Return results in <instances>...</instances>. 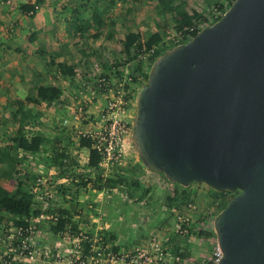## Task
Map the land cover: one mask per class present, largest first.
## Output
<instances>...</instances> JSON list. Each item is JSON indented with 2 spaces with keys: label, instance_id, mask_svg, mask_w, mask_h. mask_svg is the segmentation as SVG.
<instances>
[{
  "label": "rangeland",
  "instance_id": "1",
  "mask_svg": "<svg viewBox=\"0 0 264 264\" xmlns=\"http://www.w3.org/2000/svg\"><path fill=\"white\" fill-rule=\"evenodd\" d=\"M46 1L50 6L59 5V17L67 12L66 5H77L78 8L86 5L87 13L81 12L82 22H88L92 8H97L104 16L107 28H91L87 37H84L85 32L79 34L77 40L74 39L76 52L64 54L66 60L62 63L72 66L75 74L74 80L68 83L69 89L63 90L62 99L51 105L42 103V107L41 102L26 106L31 112L24 128L26 137L39 134L45 136L46 142L36 155L17 153L15 163L0 165V190L10 193L16 180L29 174L32 207L40 216L28 218L30 233L21 238L19 247H15L13 241L21 235L11 227L10 218L2 216L0 264H110L112 255L121 258L119 264H132L134 260L137 264H152L155 258L162 264H206L216 247L215 235L211 234L212 222L220 211L222 200L234 196L237 191L217 193L196 183L187 187L170 183L166 185L170 192L158 188L156 182L163 179L143 166L131 139L135 94L146 83L143 75L150 67L145 57L147 52L141 49L137 53L142 68L138 74L128 77L117 38L106 39L109 32L121 35L128 29L137 32L141 42L152 33H160L162 40L168 39L177 33L172 29L174 20H180L176 8L184 10L185 6L183 8L180 3L170 10L171 5L168 8L163 4L154 5L156 0ZM216 1L188 0L186 12L202 14ZM43 3L44 0H34L31 6ZM13 4V11L20 10L21 3L14 1ZM30 17L32 15L27 19ZM109 19L114 23L113 28L109 27ZM28 32L31 34L34 30ZM100 33L103 34L99 38ZM90 51L99 54L90 57ZM118 72L122 73L117 75ZM108 76L109 80L106 79ZM101 78L109 81L114 93L123 90L121 95L114 94L113 98L116 96L121 100L119 116L126 133L121 160L107 169L98 165L95 170H90L85 165L86 151L77 144L78 131H95L94 115L83 103L87 96L84 87L90 83L94 88L95 81ZM53 79L63 88L65 80L62 84L57 77ZM31 80L37 82L39 78L33 75ZM79 106L82 114L78 116L75 128L73 117ZM15 108L0 106V152L15 132L16 122L12 116ZM85 116L90 117L91 125L88 126ZM63 120L66 123L63 124ZM4 170L9 174H2ZM119 174L125 175L124 182L116 180ZM130 180H136L138 187L132 188ZM112 182H115L114 186H110ZM57 209L66 210L70 217V224L64 226L65 233L61 235L51 230ZM89 244L92 250L85 253V246ZM22 250L28 252V258L22 256Z\"/></svg>",
  "mask_w": 264,
  "mask_h": 264
},
{
  "label": "water",
  "instance_id": "2",
  "mask_svg": "<svg viewBox=\"0 0 264 264\" xmlns=\"http://www.w3.org/2000/svg\"><path fill=\"white\" fill-rule=\"evenodd\" d=\"M131 139L169 183L237 191L212 222L216 264H264V0H233L153 60Z\"/></svg>",
  "mask_w": 264,
  "mask_h": 264
},
{
  "label": "crops",
  "instance_id": "3",
  "mask_svg": "<svg viewBox=\"0 0 264 264\" xmlns=\"http://www.w3.org/2000/svg\"><path fill=\"white\" fill-rule=\"evenodd\" d=\"M14 1L22 5H31L34 0H0V106L7 105L9 108H14L16 106L15 101H22L30 89L40 85H54L64 91L69 89L68 83L74 80V75L72 77L60 75L55 64L62 63L64 59L66 60L64 54L76 52L74 45L77 39L75 38L79 34H83V32L76 31L79 23L77 18L80 17L83 20L81 15L83 13L81 12L87 13L85 10L87 6L82 3L80 8L77 5H66L65 11L67 12L59 17L60 12L57 10L59 5L50 6L46 0L40 6H33L34 10L32 12L13 11L15 7L11 6H14ZM172 2H176V4ZM187 2L188 0H156L154 5L163 4L167 6L170 3L172 7H175L181 3L183 8L185 6L183 11L186 12ZM205 4H207V1H205ZM194 10L197 11L196 8ZM28 15H32V17L27 19ZM55 16L56 18H54ZM99 16L101 25L98 28H107L102 13ZM89 23L84 37L89 36L88 32L91 28H97L91 21ZM108 24L109 27L113 28L114 23L111 19L108 20ZM28 30H34V33L28 34ZM128 31L137 33L130 29L124 30L121 35L109 32L106 39H122ZM102 34L100 33L99 38ZM118 47L120 48L119 45ZM53 53L56 54L52 56ZM89 53L90 57H97L99 54L98 51H90ZM50 59L53 60V64L49 63ZM66 65L69 64L66 63ZM33 75L38 76L39 81L32 82ZM55 77L61 82L65 80L64 89L55 83V79H53ZM102 79L104 80V78ZM106 79L109 80L110 77L108 76ZM90 88V83L85 85L84 89L87 91V96L83 99V102L84 105L88 106V112L94 115L93 118H97V113L103 106L104 101L99 95L90 96ZM42 103L41 107L43 106ZM43 137L45 138V136Z\"/></svg>",
  "mask_w": 264,
  "mask_h": 264
},
{
  "label": "trees",
  "instance_id": "4",
  "mask_svg": "<svg viewBox=\"0 0 264 264\" xmlns=\"http://www.w3.org/2000/svg\"><path fill=\"white\" fill-rule=\"evenodd\" d=\"M170 3L167 4L169 6ZM170 10L173 7H169ZM19 9L22 11H33L34 7L31 5H20ZM175 10V9H174ZM177 14L180 16V20L175 21L172 29L180 34L183 32L185 28L192 26L199 18H201V13H197L195 11H191L190 13L185 12L183 10L178 11L176 8ZM100 12L98 9H92L89 15L88 22H82L81 18L78 17V27H76L77 32H85L89 27V21H91L95 27H99L101 25V19L99 16ZM196 32L187 35L186 32L181 34V37L178 41L173 42L169 45L168 48L158 47L154 53L149 57L148 61L151 64L153 60L161 55L165 50L177 45L187 42L191 37H193ZM163 36L160 33H152L149 34L144 42H141L140 36L137 33L127 32L124 34L122 39L117 40V44L120 46L121 56L123 57V62L127 65L125 72L128 77H132L139 73L142 68L141 63L137 59V53L141 51V49H145L146 51L151 46H157L160 41H162ZM50 64H53V60L50 59ZM130 63V65H129ZM57 70L59 71L60 75L64 77H72L74 75V68L70 65H66L65 63H56L55 64ZM122 72H118L117 75L121 74ZM146 81L147 73L143 75ZM64 91L57 86L54 85H40L34 89H30L26 96L22 101H15L16 108L12 114L14 120L16 122V129L12 136L9 138V143L6 145L5 149L0 152V165L6 164L11 165L12 163L16 162V157L19 154H28V155H36L41 146L44 145L46 139L39 134H35L30 136L29 138L26 137L24 130L25 126L27 125V117H31V112L29 109H26L28 105H39L40 102L45 103L46 105H51L53 102H56L64 97ZM78 146L86 151V160L85 165L90 170H95L98 167L100 158L92 149L90 141L88 139L79 138L78 139ZM7 150L6 152H4ZM4 170L2 174L8 175L9 171ZM161 179L165 180L161 174H157ZM31 177L29 174L25 173V175L18 178L15 182L14 189L10 193H3L0 190V221L2 220V216H6L10 218L12 225L11 227L15 228L17 232L21 235L19 238L17 236L14 238L13 245L15 247L20 246L21 238H25L30 233V225L28 222V218L31 216L37 218L40 216V213L37 210H34L32 207V194H30L28 190L29 181ZM116 180L118 182L125 181V175L119 174L116 175ZM115 181V182H117ZM166 181V180H165ZM115 182H112L110 186H114ZM167 182V181H166ZM169 183V182H168ZM129 184L132 188H137L138 183L136 180H130ZM233 196H228L225 200H222L220 204V210H222L227 202ZM56 218L54 226L51 228L54 234H63L65 233L64 226L66 224H70V217H68L66 210H56ZM64 216V217H63ZM74 230V229H73ZM210 234V233H206ZM213 235V232H211ZM201 235V233H200ZM89 249V246H85V253ZM23 254V257L28 258V252L26 250H22L20 252Z\"/></svg>",
  "mask_w": 264,
  "mask_h": 264
},
{
  "label": "built area",
  "instance_id": "5",
  "mask_svg": "<svg viewBox=\"0 0 264 264\" xmlns=\"http://www.w3.org/2000/svg\"><path fill=\"white\" fill-rule=\"evenodd\" d=\"M233 0H218L213 3L209 8H207L202 14L201 18H199L192 26L185 28L183 32H186L187 35H190L194 32L200 31L202 28L210 26L214 22H216L222 14L227 10L229 5L232 3ZM32 12V11H31ZM182 32V33H183ZM181 33V34H182ZM180 32L173 34L170 38L160 41L157 46H151L146 52V59L154 53V51L158 47L168 48L169 45L173 42H176L181 37ZM170 42V43H169ZM169 43V44H168ZM94 67H97L94 65ZM110 83L104 81L102 78L95 81V87L89 89L90 96H100L104 101L103 106L98 111L97 118H92L95 121V131H78V139L84 138L90 141L92 149L95 150L97 155L100 158L99 166L104 167L107 169L109 166H113L121 160L123 156L122 150V142L123 137L126 133V129L122 119L120 118L121 111L119 110V105L121 104V100L119 98H113L114 94L121 95L123 90L120 89L115 93L109 87ZM96 98V97H95ZM84 103V102H83ZM81 106L76 108V113L74 114L73 120L75 128L77 127L78 116L82 114ZM84 112L83 114H86ZM84 120L88 121V126L90 124V117L85 116ZM66 123V120H63V124ZM37 181H39L37 179ZM158 184V188L162 190H167L170 192L169 189L170 183L166 182L165 180H161ZM167 188V189H166ZM30 229V228H29ZM89 249L87 251H91V245L89 244ZM221 253L217 246L214 248L212 256L208 259L206 264H216L217 261L220 259ZM121 258L118 255H112L109 257L110 264H119L121 262ZM132 264H137L135 260L132 261ZM152 264H162L160 260L155 258L151 261ZM142 264H147L142 262Z\"/></svg>",
  "mask_w": 264,
  "mask_h": 264
}]
</instances>
